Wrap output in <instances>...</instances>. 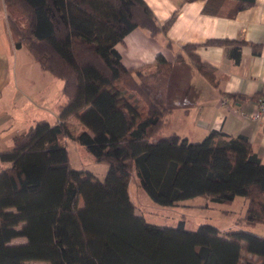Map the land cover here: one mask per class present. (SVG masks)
<instances>
[{
	"label": "trees",
	"instance_id": "obj_1",
	"mask_svg": "<svg viewBox=\"0 0 264 264\" xmlns=\"http://www.w3.org/2000/svg\"><path fill=\"white\" fill-rule=\"evenodd\" d=\"M203 1L204 14L218 17L256 3ZM3 2L14 47L62 82L65 103L55 124L37 122L0 153V264H264V232H253L264 230V163L249 140L217 131L200 142L163 136L172 113L197 106V75L219 87L197 48L231 46L239 62L246 42L187 44L172 62L158 55L127 68L116 46L135 29L166 32L175 14L159 26L144 0ZM71 120L81 124L77 134ZM69 139L109 167L104 180L72 168ZM132 179L162 207L241 197L247 208L226 235L208 223L189 230L183 219L150 224L136 213ZM18 238L27 242L11 244Z\"/></svg>",
	"mask_w": 264,
	"mask_h": 264
},
{
	"label": "crops",
	"instance_id": "obj_2",
	"mask_svg": "<svg viewBox=\"0 0 264 264\" xmlns=\"http://www.w3.org/2000/svg\"><path fill=\"white\" fill-rule=\"evenodd\" d=\"M144 1L159 26L174 14L176 19L166 32L155 37L142 29L128 34L124 43L116 46L127 68L153 63L158 55L172 62L176 52L187 44L200 45L209 40L246 42L239 62L233 58L231 46L197 48L202 61L216 69L219 87L215 88L204 78L205 81L197 83L195 77L194 83L201 90L198 104L189 114L177 110L170 115L167 127L172 130L170 134L176 133L189 142H200L213 131L234 137L241 135L249 140L264 163V112L260 108L264 100H261L264 94V0H256L254 6L237 12L234 17L204 14L203 0L191 3ZM253 45H259L258 52L253 50ZM225 99L227 103L223 104ZM64 103L62 82L43 71L26 49L14 47L4 2L0 0V153L11 150L14 137L27 132L37 122L55 124L59 107ZM19 239L20 244L27 242L25 238Z\"/></svg>",
	"mask_w": 264,
	"mask_h": 264
},
{
	"label": "rangeland",
	"instance_id": "obj_3",
	"mask_svg": "<svg viewBox=\"0 0 264 264\" xmlns=\"http://www.w3.org/2000/svg\"><path fill=\"white\" fill-rule=\"evenodd\" d=\"M200 80L205 81L201 76L197 75L195 81L198 83ZM177 119L173 120V125H175ZM182 119L181 117L180 120ZM71 125L74 134H77L82 129L81 124L76 120H71ZM171 131L170 128H167L163 136H167ZM68 154L73 169L89 171L98 179H105L109 167L105 163L96 162L83 147L71 139L68 140ZM129 194L136 206V213L144 217L150 224L177 226L183 219L186 228L189 230H196L200 225L208 223L218 227L222 235L238 230L235 222L239 217L244 216L247 208V202L241 197H237L229 204L212 203L208 199L197 197L179 202L173 207H162L152 202L147 194L140 189L135 179H132L130 183ZM253 232L259 234L264 232V230L261 227ZM20 243L21 240L18 238L11 244Z\"/></svg>",
	"mask_w": 264,
	"mask_h": 264
},
{
	"label": "built area",
	"instance_id": "obj_4",
	"mask_svg": "<svg viewBox=\"0 0 264 264\" xmlns=\"http://www.w3.org/2000/svg\"><path fill=\"white\" fill-rule=\"evenodd\" d=\"M227 103V99L223 100V104ZM261 111L264 112V100L262 101L261 105H260Z\"/></svg>",
	"mask_w": 264,
	"mask_h": 264
}]
</instances>
